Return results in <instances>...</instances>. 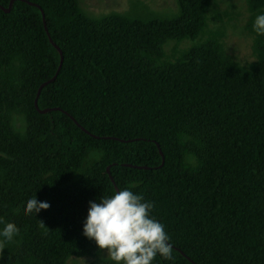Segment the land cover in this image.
Masks as SVG:
<instances>
[{
    "label": "trees",
    "instance_id": "1",
    "mask_svg": "<svg viewBox=\"0 0 264 264\" xmlns=\"http://www.w3.org/2000/svg\"><path fill=\"white\" fill-rule=\"evenodd\" d=\"M79 3L0 0V218L20 230L0 264H115L83 226L125 189L170 236L173 259L152 264H264V0H244V64L217 0ZM35 196L50 208L25 215Z\"/></svg>",
    "mask_w": 264,
    "mask_h": 264
},
{
    "label": "clouds",
    "instance_id": "2",
    "mask_svg": "<svg viewBox=\"0 0 264 264\" xmlns=\"http://www.w3.org/2000/svg\"><path fill=\"white\" fill-rule=\"evenodd\" d=\"M253 29L257 35L264 36V14L256 16ZM49 208L48 202H39L35 196L27 200L24 213L36 216ZM153 208V202L128 189L103 196L99 203L90 201L83 235L94 241L100 251H106L107 259L115 264H152L157 255L172 260L170 236L165 226L151 215ZM38 221L39 227L46 228L42 220ZM0 223L5 224L0 231L4 238L0 241L2 251L3 244L12 242L20 230L15 223L2 218Z\"/></svg>",
    "mask_w": 264,
    "mask_h": 264
},
{
    "label": "rangeland",
    "instance_id": "3",
    "mask_svg": "<svg viewBox=\"0 0 264 264\" xmlns=\"http://www.w3.org/2000/svg\"><path fill=\"white\" fill-rule=\"evenodd\" d=\"M83 11L93 17L107 15L109 13H122L129 9L131 0H78ZM147 7L160 15H169L176 12V0H140ZM217 7L221 15L224 13L231 17V23L227 27L225 46L238 62L244 64L252 60L251 41L242 33V26L247 14L244 8V0H217ZM184 47V46H183ZM169 51V49H167ZM90 259H72L69 264H88Z\"/></svg>",
    "mask_w": 264,
    "mask_h": 264
},
{
    "label": "water",
    "instance_id": "4",
    "mask_svg": "<svg viewBox=\"0 0 264 264\" xmlns=\"http://www.w3.org/2000/svg\"><path fill=\"white\" fill-rule=\"evenodd\" d=\"M5 12H8V10H6ZM61 62H62V55H61ZM49 83V82H48ZM47 84V83H46ZM45 84H43V85H41L40 86V88H39V90L44 86ZM36 105V104H35ZM40 113H43V112H41V111H39ZM158 150H159V152H160V149L158 148ZM161 153V152H160ZM162 163H163V161H162ZM107 172H108V174H109V169H107Z\"/></svg>",
    "mask_w": 264,
    "mask_h": 264
}]
</instances>
